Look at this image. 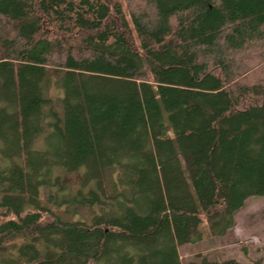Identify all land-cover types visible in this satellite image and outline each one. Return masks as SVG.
Listing matches in <instances>:
<instances>
[{
    "label": "trees",
    "instance_id": "obj_1",
    "mask_svg": "<svg viewBox=\"0 0 264 264\" xmlns=\"http://www.w3.org/2000/svg\"><path fill=\"white\" fill-rule=\"evenodd\" d=\"M141 1L0 0L4 264H218L179 248L264 197V0Z\"/></svg>",
    "mask_w": 264,
    "mask_h": 264
},
{
    "label": "rangeland",
    "instance_id": "obj_2",
    "mask_svg": "<svg viewBox=\"0 0 264 264\" xmlns=\"http://www.w3.org/2000/svg\"><path fill=\"white\" fill-rule=\"evenodd\" d=\"M126 13L136 12L141 7V0H119ZM237 69L240 75L237 82L255 84L264 80V49L252 48L236 54ZM73 193L80 185L81 173L68 174L64 177ZM235 227L224 237H212L209 234L204 241L195 245L179 248L183 263L209 262L225 264L234 261L238 264H264V197H252L236 213ZM0 264L3 258L0 257Z\"/></svg>",
    "mask_w": 264,
    "mask_h": 264
}]
</instances>
